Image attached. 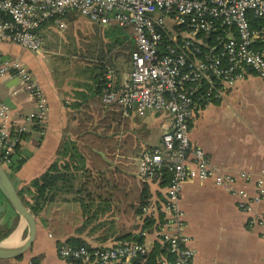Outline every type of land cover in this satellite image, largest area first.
Wrapping results in <instances>:
<instances>
[{
	"label": "crops",
	"instance_id": "1",
	"mask_svg": "<svg viewBox=\"0 0 264 264\" xmlns=\"http://www.w3.org/2000/svg\"><path fill=\"white\" fill-rule=\"evenodd\" d=\"M0 49L5 57L25 63L48 102L43 124L29 122L27 117L34 111L32 96L17 76H0V101L10 107L13 123L28 129L21 142L25 161L16 171L5 169L16 189L58 159L65 140L76 141L89 172L79 177L74 187L77 190L83 184L82 193H59L35 217L37 230L31 247L20 257L0 259V264H31L34 258L39 264H94L62 258L58 247L69 239L82 240L91 248L107 247L131 241L143 231L147 216L142 208L160 207L166 183L140 178L138 162L142 151L160 144L170 117L160 112L125 117L117 106L106 105L102 97L79 99L77 87H65L55 80L43 50L34 52L5 41H0ZM81 115L86 117L85 130L76 133L75 124L79 126ZM150 129L158 133L152 142L148 141ZM190 139L219 171L248 172L252 179L239 180L237 185L255 194V181L264 167V79L250 73L199 110L190 124ZM237 200L211 182L183 184L180 206L195 250V264H264V227H249L247 223L252 215L264 213V195L250 213L239 210ZM194 210L202 218L190 219ZM0 226L13 227L1 240L7 246L20 244L27 233L26 223L1 191ZM147 240L151 245L155 237L150 234Z\"/></svg>",
	"mask_w": 264,
	"mask_h": 264
},
{
	"label": "built area",
	"instance_id": "2",
	"mask_svg": "<svg viewBox=\"0 0 264 264\" xmlns=\"http://www.w3.org/2000/svg\"><path fill=\"white\" fill-rule=\"evenodd\" d=\"M79 15L100 26L129 27L134 48L130 53L128 78L116 81L106 75L102 100L117 106L122 116L134 113H167L170 126L160 144L141 152L138 165L143 180H163L168 173L160 207L142 208L152 219L143 241L116 242L90 248L62 244L58 253L84 263H130L146 255L158 241L165 251L158 264H195V250L187 233L180 206L183 184L211 182L237 197V208L250 213L264 195V167L251 195L238 181L252 179L246 171H219L208 154L190 139V124L196 113L225 89L250 73L264 79V0H0V41L28 50L42 49V28L47 21L62 29L64 18ZM15 75L34 100L29 122L41 126L46 119V95L31 70L20 59L8 58L0 49V76ZM26 126L13 123L10 107L0 101V165L9 167L21 144ZM249 227H264V213L252 215ZM155 241L150 245L147 237ZM264 238V232L262 234Z\"/></svg>",
	"mask_w": 264,
	"mask_h": 264
},
{
	"label": "trees",
	"instance_id": "3",
	"mask_svg": "<svg viewBox=\"0 0 264 264\" xmlns=\"http://www.w3.org/2000/svg\"><path fill=\"white\" fill-rule=\"evenodd\" d=\"M53 24V21H47L43 27ZM103 28V38L107 41L105 45L108 50H113L115 47L122 45L126 41L124 46L125 54H129L134 48V41L132 38V31L129 27H120L115 24H108L101 26ZM257 46H264L263 43H258ZM106 57L95 58V61L90 65L89 75L83 83H78L77 94L79 99L85 98H96L101 99L103 90L106 87L105 74L114 66L112 61L105 59ZM112 70V69H110ZM109 70V71H110ZM26 134H22L21 137L25 138ZM58 159H55L40 175L31 179L28 184L17 190L20 199L23 204L29 209L34 217L43 210V208L61 192H71L76 185L78 178L88 176L89 172L85 169V159L82 153L79 151L76 141L65 140L61 143L59 151L57 153ZM25 157L22 155L21 144L16 147V155L13 162L9 166L11 171L18 170ZM168 173H164L162 176L163 183H167ZM81 187V188H80ZM78 187L77 193H82L84 185L81 184ZM76 199V197H74ZM144 204L141 203V208ZM141 212V209H140ZM152 219L149 217L145 218L143 224V230H151ZM13 227H1L0 226V241L3 240L12 230ZM144 237L139 233L134 237V241H143ZM66 244L72 246H88L86 242L79 239H69ZM90 247V246H88ZM91 248V247H90ZM165 251V247L162 243L155 241L152 249L146 254L135 257L130 263L126 264H158L159 258ZM74 262H81L77 259H69ZM31 264H39V259L34 258Z\"/></svg>",
	"mask_w": 264,
	"mask_h": 264
},
{
	"label": "rangeland",
	"instance_id": "4",
	"mask_svg": "<svg viewBox=\"0 0 264 264\" xmlns=\"http://www.w3.org/2000/svg\"><path fill=\"white\" fill-rule=\"evenodd\" d=\"M64 23L65 27L62 29L54 24H49L45 26L44 31L41 33L43 41L41 50L44 51L48 61H50H47V66L53 69V75L57 82L65 87H76L78 83H83L90 77V65L93 64L95 58L101 56L112 61L111 64L114 66L110 67L112 70H109L115 72L117 82L118 80L122 82L128 78L131 70L130 56L122 52L126 41L113 50H108L105 45L107 39L103 38L102 40L104 27L75 14L65 17ZM107 73L105 74V81H107ZM63 97L68 98L67 95ZM79 120V126L75 124V127H77L75 128L76 133L85 130L86 126L85 116L81 115ZM110 133L115 134L114 131ZM157 135V131L150 129L151 137L148 141H155ZM4 168L6 169V167ZM189 216L190 219L202 218L199 211L196 210Z\"/></svg>",
	"mask_w": 264,
	"mask_h": 264
},
{
	"label": "water",
	"instance_id": "5",
	"mask_svg": "<svg viewBox=\"0 0 264 264\" xmlns=\"http://www.w3.org/2000/svg\"><path fill=\"white\" fill-rule=\"evenodd\" d=\"M0 191L6 201L15 210L17 215L24 220L27 225V233L20 244L16 246H7L0 241V259H11L22 256L32 245L36 235V220L29 209L20 199L17 189L12 182L8 172L0 165Z\"/></svg>",
	"mask_w": 264,
	"mask_h": 264
},
{
	"label": "bare ground",
	"instance_id": "6",
	"mask_svg": "<svg viewBox=\"0 0 264 264\" xmlns=\"http://www.w3.org/2000/svg\"><path fill=\"white\" fill-rule=\"evenodd\" d=\"M11 237V236H10ZM6 243V242H5ZM7 244V243H6Z\"/></svg>",
	"mask_w": 264,
	"mask_h": 264
}]
</instances>
